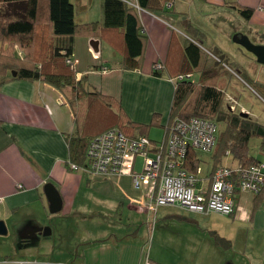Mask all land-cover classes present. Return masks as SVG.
<instances>
[{
    "label": "crops",
    "instance_id": "crops-1",
    "mask_svg": "<svg viewBox=\"0 0 264 264\" xmlns=\"http://www.w3.org/2000/svg\"><path fill=\"white\" fill-rule=\"evenodd\" d=\"M127 1L137 5L136 0ZM71 2L76 23L96 21L102 16V0ZM237 4L253 9L248 19L241 17L232 6ZM137 9L146 36L140 68L123 69L117 64L123 56L118 30L109 31L107 38L78 35L71 57L77 79L83 77L87 88L114 98L125 115L138 123L150 122L154 113L159 115V125L164 127L167 123L174 82L165 75L153 74V68L154 63L162 62L166 69L164 73L180 69L184 56L177 34H184L177 26L178 20L187 19L197 28L203 22L217 23L226 37L243 33L248 37L255 35L254 43H263L260 33L264 30V0H173L168 8L171 12ZM232 44L241 51L240 45ZM214 47L224 53L219 46ZM253 70L264 75V68ZM78 105L77 115H87L91 121L84 124V132L96 134L113 125L109 110L100 101L84 100ZM76 118L67 93L46 82L13 80L0 87V219L13 226L19 223L30 227L50 225L48 201L43 191L44 184L50 182L61 199V208L52 217H74L78 226L80 221L98 222L109 217L105 220L108 221L106 226L118 227L112 221L116 213L119 222L124 219L134 226L141 223L144 211L146 224H150V216L155 219L156 210L154 218L146 207L145 192L134 187L131 174L89 175L67 165L70 156L67 139L78 130ZM136 159L135 156L132 164L134 172H137ZM199 180L198 187L209 186L207 175ZM252 195L251 192L236 194L232 215L189 211L224 216L223 227L207 218L210 222L200 228L210 231L215 243L224 246V254L216 251V256L220 255L221 259L224 256L225 264H264V201L252 214ZM240 202L246 210L238 216ZM134 210L142 212L139 215ZM103 230L91 231L85 229L84 224L78 228V234L82 236L80 243L87 245L76 248L73 254L82 260V264H145L147 260L162 263L148 252L143 244L146 239L137 237V232L129 235L107 229L102 236ZM51 246L53 252L54 245ZM235 248L247 253V261L235 258ZM211 259L209 256L207 260ZM215 260L220 264L217 258Z\"/></svg>",
    "mask_w": 264,
    "mask_h": 264
},
{
    "label": "trees",
    "instance_id": "trees-1",
    "mask_svg": "<svg viewBox=\"0 0 264 264\" xmlns=\"http://www.w3.org/2000/svg\"><path fill=\"white\" fill-rule=\"evenodd\" d=\"M173 0H136L139 8L151 12H171L165 7ZM244 19H248L253 9L241 5H232ZM102 16L99 20L76 23L75 8L71 0H0V87L13 80H41L67 93L69 103L76 114L77 131L68 137L70 156L67 165L82 166L86 163L85 150L91 138L108 129L117 128L127 137L146 136L149 128L159 126V115L154 113L148 123H138L129 119L119 103L109 95L85 86L84 78H76V67L72 63L74 41L78 35L107 38L111 30L121 34L123 56L117 64L123 69L140 68L144 51L145 34L139 23L137 7L127 0H102ZM183 32L179 35L182 42L183 61L178 71L165 72V66L153 68V74L165 75L173 80L174 89L168 120L164 126L165 140L167 128L174 119L200 117L222 125L213 147V166L207 174L210 178L214 169L220 165L230 168H249L261 166L264 172V161L249 150V140L259 137L258 152L264 156V122H259L249 113L240 115L237 107L230 109L225 96L232 75L240 78L264 99V80H257L256 71L239 68L232 60L216 47L213 51H204L199 42V28L187 19L177 22ZM264 43V30L260 33ZM254 58V57H253ZM70 60V61H68ZM251 71V72H250ZM14 72V74H13ZM198 73L196 81L178 79L180 74ZM224 78L226 86H218ZM237 95V94H236ZM236 99V98H235ZM84 100H97L109 110L113 124L96 134L83 131L84 124L90 123L86 115L78 116L79 103ZM103 105V106H104ZM158 141V142H161ZM231 157L232 165L226 164L224 158ZM201 163L197 151L187 153L184 167L194 171ZM72 169V168H71ZM77 170V169H76ZM239 172H234V204L236 194L253 193L251 213L264 201V181L256 191H242L236 183ZM233 213V212H232ZM229 214V215H232Z\"/></svg>",
    "mask_w": 264,
    "mask_h": 264
},
{
    "label": "rangeland",
    "instance_id": "rangeland-1",
    "mask_svg": "<svg viewBox=\"0 0 264 264\" xmlns=\"http://www.w3.org/2000/svg\"><path fill=\"white\" fill-rule=\"evenodd\" d=\"M200 26L198 40L201 48L205 52L210 50L213 51L214 46H219L226 57H228L227 60L234 61L240 69L245 68L254 71L253 69L257 67L258 69L264 68L263 65L254 61L253 55L244 48L238 46L241 51H237V48H235L236 46L232 44V37H226L224 35V30H222L217 23L203 22V25ZM249 36L250 40H256L255 35ZM250 59H252V61ZM257 71L258 70H256L255 74L256 79L262 80L264 75H259ZM197 78L198 73L194 72L191 76V80L196 81ZM217 84L221 88L226 86L224 78L219 80ZM226 87L228 88L226 95H230L229 99L225 96L226 105H231L232 108L237 107L240 111L248 112L259 122H264V99L254 89L246 85L235 75H232L230 84ZM235 98L236 104L233 103ZM216 125V136H218L222 125L219 123H216ZM163 136V126L153 125L149 128L148 137L150 139L161 141ZM258 144L259 137H252L249 140V150L253 155L258 156L264 161V156L258 152ZM197 154L201 159V163H199L201 173L198 175V178H203L209 173L213 166V150L197 151ZM136 157L135 169L137 172H140L143 167L144 157L141 154H137ZM224 162L229 165L233 164L229 155L224 158ZM199 184L200 180L198 179L196 186L198 187ZM146 200L149 202L148 199ZM245 210L246 209L242 207V202H240L238 205V216L243 215ZM134 212L140 215L142 211L134 210ZM149 212L153 214L152 216L154 217V211L150 210ZM142 214L144 215V221L142 220L141 223L134 226L128 225V222L124 219L119 222V215L116 213L112 221L117 223V225H119L118 227L116 225L106 226L108 221L105 220L109 217L104 218L105 220L100 219L98 222L88 220L84 222L80 221V225L84 224L85 229H90L91 231H95L97 228L104 229L101 233L102 236H105L104 234H106L107 229H112L121 233L128 232L129 235H133V232H137V237L141 236L146 239L143 241V244L148 252L155 258H159L162 262L161 264H218L215 258L220 261L221 257L220 255L216 256V251L222 255L224 254V246L216 244L217 242L214 241L216 239H213L210 231H202L201 229L210 222L206 221L207 218L215 222L216 225L221 224L223 227L225 222L224 216L212 213L207 215L191 213L176 203L159 205L155 212L156 218L154 217L155 219H153L150 216V224H146V215L144 211ZM47 215L50 216V218L47 219L51 226H45H49L51 231L53 228V233L50 234L48 239L39 233L34 235L31 243H28L25 248H20V250L16 247V235L22 224L19 223L13 226L8 223L7 235H0V258L8 257L9 259L16 260L19 264H82V260L73 254L76 248L87 245L80 243L82 236L78 234V228L80 227V225L78 226V221L75 220L74 217L68 219L57 216L52 217L56 215L55 213H47ZM0 216H2V214ZM201 217L202 219L200 220ZM152 219L154 221H152ZM126 222L127 225L125 224ZM85 236L87 235L85 234ZM52 244L54 245L53 252H51L53 248V246H51ZM60 247L63 249H56ZM233 253H235V258H239L241 261H244L245 257L247 258V253H243L242 251L239 252L237 248L233 249ZM209 256L212 258L210 261L207 260ZM223 259L224 256H222L220 264H225ZM213 260L215 263L212 262Z\"/></svg>",
    "mask_w": 264,
    "mask_h": 264
},
{
    "label": "built area",
    "instance_id": "built-area-1",
    "mask_svg": "<svg viewBox=\"0 0 264 264\" xmlns=\"http://www.w3.org/2000/svg\"><path fill=\"white\" fill-rule=\"evenodd\" d=\"M166 6H171V2H167ZM160 67V62L154 63V68ZM190 77L191 74L177 76L178 79ZM227 95L229 99L230 95ZM233 101L236 104V99ZM228 106L233 109L231 105ZM216 131V123L206 118H176L167 128L165 140L153 144L146 136L127 137L121 130L112 128L88 142L85 165L70 166L89 175L131 174L134 187L145 192L149 200L146 207L151 211H155L159 205L176 203L191 212L214 211L229 215L234 211V172H239L236 178L239 189L253 192L264 181V172L260 170L263 165L242 170L220 165L207 178L208 187H197L201 167L198 165L194 171H188L184 167L186 155L191 150L211 151L216 142ZM137 154L144 157L140 172L132 170ZM17 186L21 187L20 184ZM0 264L19 263L3 258ZM145 264L154 263L147 260Z\"/></svg>",
    "mask_w": 264,
    "mask_h": 264
},
{
    "label": "water",
    "instance_id": "water-1",
    "mask_svg": "<svg viewBox=\"0 0 264 264\" xmlns=\"http://www.w3.org/2000/svg\"><path fill=\"white\" fill-rule=\"evenodd\" d=\"M232 41L251 53L255 61L264 66V43H254L246 34L243 33H234L232 35ZM247 114L248 112H244L242 110L240 111V115L246 116ZM43 191L48 201L49 212H57L61 208V199L56 188L52 183L47 182L43 186ZM28 231L30 232L31 236H34L38 233L43 236H48L51 232L49 226L33 227L28 229ZM7 233L8 227L5 221L0 219V235H7Z\"/></svg>",
    "mask_w": 264,
    "mask_h": 264
},
{
    "label": "flooded vegetation",
    "instance_id": "flooded-vegetation-1",
    "mask_svg": "<svg viewBox=\"0 0 264 264\" xmlns=\"http://www.w3.org/2000/svg\"><path fill=\"white\" fill-rule=\"evenodd\" d=\"M33 228L30 226H26V224H23L21 226V228L19 229V231L17 232L16 235V247L17 249L19 248H25V246L29 243H31V241L33 240V235H30V232L28 231V229ZM43 236V235H42ZM45 237V236H43ZM30 247V245H29ZM6 259V260H14V259H9L8 257H1L0 259Z\"/></svg>",
    "mask_w": 264,
    "mask_h": 264
}]
</instances>
